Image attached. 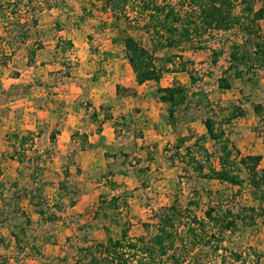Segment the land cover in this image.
<instances>
[{
    "label": "rangeland",
    "instance_id": "374dc122",
    "mask_svg": "<svg viewBox=\"0 0 264 264\" xmlns=\"http://www.w3.org/2000/svg\"><path fill=\"white\" fill-rule=\"evenodd\" d=\"M0 2L3 10L0 15V53H3L0 55V237L4 241L0 242V264H70L76 247L104 242L107 236L117 238L123 222L129 237L141 236L144 231L140 224H153L158 209L170 205L175 197L181 207L188 201L196 202L197 207L192 210L200 222L208 191H219L220 198L214 196L210 200L221 201L232 215L250 205L245 183L236 189L198 178L172 150L176 135L186 137L187 130L202 134V119L208 117L219 122L232 105H237L244 116L222 124V128L241 155H258L259 168L264 169V125L257 121L251 109L252 104H264V71L246 73L240 79L230 73L229 89L217 88V79L227 66L226 41L232 40V34L212 35L206 39V49L200 51L183 48L155 53L157 63L164 59L163 54L190 62L188 66L197 76L192 88L202 90L209 102L208 110L191 107L182 111L173 135L164 122L167 107L154 96V85H141L132 97L113 95L114 86H129L132 75L123 65L113 66L115 58L120 59L121 46L111 45L110 55L103 51L105 46L98 36L105 29L109 31L102 23L109 20V15L97 12L87 0ZM87 10L93 15H85ZM260 29L264 33V20ZM80 34L85 35L86 42L85 49L81 48L82 55L78 52ZM69 37L74 38L75 45ZM142 43L149 46L145 37ZM211 48L223 50L214 65L210 63ZM166 68L159 86L166 87L176 79L190 87L184 73L170 71L171 64ZM129 98L136 99L138 106H128ZM92 102L97 108L92 107ZM93 109L98 112L95 117ZM149 111L154 114L150 112V116ZM104 114L116 120L114 130L110 121H102ZM70 118L72 121L67 124ZM103 123L112 130L101 127ZM54 128L62 130H58L55 144L48 137ZM98 129H106L107 137L97 140ZM64 130L67 134L87 135L94 141L93 147L81 152L77 138L63 142ZM28 131L33 133L32 141L23 148L24 163L19 165L12 159L11 135ZM140 146L150 152L151 160L146 159V150ZM206 148L213 156L215 146L207 142ZM211 160L214 163V158ZM35 162L39 171L32 169ZM65 163L70 173L67 181L77 193L74 205L55 212L54 221L43 222L38 220L34 204L21 200L19 206L32 220L26 227L32 249L28 246L19 252L9 235L10 226L17 218L10 207L15 201L12 184L26 186L33 181L30 174H35L33 179L41 180L44 185L31 183V187L50 206ZM107 166L115 174L113 181L120 185L115 190H109L101 178ZM77 167L79 172L75 171ZM123 192L127 207L120 217L98 210L99 195L108 197ZM204 231L207 238L189 251L187 261L264 264V217H255L252 225L237 221L232 230L214 236L218 242L211 239L214 230ZM181 236L184 242L188 241L186 233L181 232Z\"/></svg>",
    "mask_w": 264,
    "mask_h": 264
},
{
    "label": "trees",
    "instance_id": "16d2710c",
    "mask_svg": "<svg viewBox=\"0 0 264 264\" xmlns=\"http://www.w3.org/2000/svg\"><path fill=\"white\" fill-rule=\"evenodd\" d=\"M30 3V0H28ZM89 6L101 14L109 15L108 27L115 33L113 42L121 46L123 59L126 61L136 86L154 85V96L166 105L164 122L172 134L176 135L178 116L183 111L194 108L208 110L209 102L205 93L192 88L197 82L190 62L183 61L179 56L163 54V60L157 63V51H179L187 49L200 51L206 49V39L216 34H232V40L226 41L227 66L221 71L217 79V88L228 90V76L240 79L246 73L259 70L264 71V33L260 29V22L264 20V0H87ZM3 13L0 2V15ZM87 11L85 15L91 16ZM145 37L148 47L142 43ZM69 45V43H67ZM211 65L223 54L221 48L209 49ZM3 55V53H0ZM4 57V56H3ZM173 59L177 62L173 63ZM171 64L174 73H184L190 87L183 85L176 79L166 87L159 86V81L166 65ZM115 96H135L132 88L115 87ZM252 113L257 121L264 125V104L251 105ZM98 110L102 108L98 107ZM96 112H92L95 117ZM244 112L239 106L232 105L224 118L215 122L211 118L201 120L204 133L194 134L187 130L186 137L175 136L172 150L181 163L198 178L216 182L220 185L240 189L243 183L248 188L250 205L240 208L231 214L221 201L210 200L219 195V191L206 193L205 208L202 212V222L196 219L192 208L197 207L193 200L181 207L176 197L170 205L158 209L153 224L141 223L144 233L141 236L129 237L125 222L122 223L117 238L106 237L104 242H91L82 247H76L70 264H198L197 260L187 261L189 251H193L200 241L207 238L205 228L214 236H221L232 230L237 221L252 225L255 217H264V169L259 168L258 155H241L235 145L228 138L222 124H228L235 118L243 117ZM103 121L116 124L109 114H104ZM99 132V130H97ZM56 128L49 134V141L54 143ZM140 135V134H138ZM32 132L23 135L12 134V159L19 165L24 163V147L31 142ZM81 150L90 149L92 145L86 143L85 134H74ZM190 144H186L189 141ZM210 142L215 146L214 155L206 148ZM143 150L146 148L140 146ZM21 151V153H19ZM164 152L166 150H163ZM146 159L151 160L150 152L146 150ZM106 157V154H105ZM123 157H127L123 154ZM214 158V163L212 162ZM173 163V159H168ZM32 163H30V166ZM40 169L36 162L32 168ZM79 172L78 167L75 168ZM31 173V172H30ZM39 173V172H38ZM62 176L56 183L52 203L35 193L33 185L43 186L41 180H34L35 174H30L32 182L26 186L13 183L15 201L10 205L13 214L17 215L16 222L10 226L9 235L13 246L19 252L29 246L26 227L32 224L31 218L19 206L21 200L33 203L37 209L39 221L52 222L65 206L72 207L76 192L69 185V165L62 167ZM114 172L106 167L101 175L109 190L120 187L113 181ZM0 190V199H2ZM126 194H101L97 200V208L101 212L114 213L121 216L126 206ZM52 207V208H50ZM119 211V212H118ZM181 232L186 233L188 241L182 240ZM0 242L4 243L0 237ZM218 242V241H217ZM207 243V242H206ZM209 243V242H208ZM32 249V246H29ZM235 259L238 256H235ZM4 262V261H3Z\"/></svg>",
    "mask_w": 264,
    "mask_h": 264
},
{
    "label": "crops",
    "instance_id": "0c3cea01",
    "mask_svg": "<svg viewBox=\"0 0 264 264\" xmlns=\"http://www.w3.org/2000/svg\"><path fill=\"white\" fill-rule=\"evenodd\" d=\"M88 11V10H87ZM101 14V13H100ZM92 15H93V13H92ZM91 15V16H92ZM106 15H108V14H106ZM110 20V19H109ZM109 20H106L105 22H102L103 23V25L104 26H106V27H108V23H109ZM109 28V27H108ZM105 30H107V29H105ZM105 30H103V33L104 34H100L98 37H99V39L100 40H103V44H104V50L103 51H105L106 52V54L107 55H110V53H112V50L110 49L111 48V45H115V46H119L120 47V45L119 44H117V43H114L113 42V38L115 37V34L112 36V33H114L110 28H109V31L107 30V31H105ZM82 32V31H81ZM108 32V34H106ZM84 33V32H83ZM75 35H78L77 34V32H75L74 33ZM87 34V33H86ZM73 35V34H72ZM85 35L84 34H80L79 35V37H80V42H81V45L80 46H78L79 47V51L78 52H80V55H82V53H84V52H82L81 51V48L82 49H85V45H86V42L84 41V39H83V37H84ZM69 39H70V43H72V44H74L75 45V40H74V38L73 37H69ZM108 44H110V46L108 47ZM111 55H113V54H111ZM85 56V55H84ZM86 57V56H85ZM111 57V56H110ZM120 59H117V58H115V60H114V62H113V66L114 65H116V64H120V65H123V67L124 68H127L129 71H130V69H129V67H128V65H127V63H126V61L123 59V55L121 54L120 56ZM131 72V71H130ZM182 74V73H181ZM131 75H132V73H131ZM130 83H129V86H123L122 88H132V89H136V88H139L140 86H136L135 85V83H134V81H133V76H131L130 78ZM118 86V85H117ZM115 87L116 86H114V89H113V95H115ZM118 87H120V86H118ZM135 93H136V90H135ZM116 97V96H115ZM130 97V96H129ZM132 97V96H131ZM125 102V101H124ZM126 102L127 103H130V105L128 104V106H135V107H137L138 106V104H137V100L136 99H134V98H129V100H126ZM98 105V104H97ZM92 107H95V108H97V106L96 105H94V103L92 102ZM142 108L143 107H145L144 105H142L141 106ZM93 111L94 112H96V113H98L97 112V110H95V109H93ZM153 113V111H149V113ZM151 113H150V116H151ZM154 114V113H153ZM98 115V114H97ZM96 115V116H97ZM112 118V117H111ZM112 119H114V118H112ZM72 120H71V118L70 119H68V120H66V123L67 124H69L70 122H71ZM102 121H103V119H102ZM103 122H107V121H103ZM111 122V121H110ZM106 126H107V128L108 129H110V130H112L111 128H110V126H109V124H107V123H103L102 125H101V127H105L106 128ZM56 130H57V134L55 135V137H54V144L56 143V136L58 135V130L59 131H61L62 132V130L59 128V129H57L56 128ZM99 130V129H98ZM105 132V133H104ZM74 134H76V133H74ZM73 133L72 134H67V131H65L64 130V132H63V139H62V141L64 142H66L67 140H68V138L69 139H71L72 138V136L74 135ZM106 134H108V132H106V129L105 130H99V132L97 131V134H96V138H97V140H99V139H101L102 137H104V136H106L107 137V135ZM103 139V138H102ZM86 143L87 144H90V145H92V147H93V143H94V141H90L89 140V137L86 135ZM91 147V148H92ZM90 148V149H91ZM79 150L82 152V151H85V150H88V149H85V150H81L80 148H79Z\"/></svg>",
    "mask_w": 264,
    "mask_h": 264
}]
</instances>
